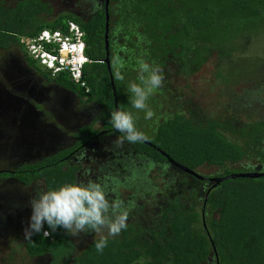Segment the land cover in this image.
<instances>
[{"label":"trees","instance_id":"1","mask_svg":"<svg viewBox=\"0 0 264 264\" xmlns=\"http://www.w3.org/2000/svg\"><path fill=\"white\" fill-rule=\"evenodd\" d=\"M44 1L23 0L14 8L0 2V52L18 47L20 37L37 38L44 30H60L68 36L69 23H75L84 33L90 61L83 70V83L89 92L74 84L68 73L60 74L54 82L78 94L81 106L97 105L101 112L74 135L77 143L66 153L6 174L26 187L40 182L45 188H53L79 181L78 173L84 167L69 166L71 154L89 147L101 135L121 136L108 121L116 106L133 115L138 111L130 104L126 80L133 78L139 59L160 69L174 64L177 75L187 79L211 64L216 78L228 89L264 79V59L256 51L264 37V0H110L109 50L107 0L87 21L63 15L53 22L45 18L52 10ZM114 9L120 11L121 21ZM119 25L123 28L120 35L115 31ZM119 50L135 53L133 58L126 55L132 63L125 66L124 80L114 74L118 56L125 57ZM118 60L124 65L128 62ZM28 64L42 76L50 75L37 62L28 60ZM248 119L244 124L232 116L210 119L189 106L185 113H177L157 126L152 141L146 139L154 147L127 143L157 164L168 163L167 156L196 173L202 168L221 170L213 179H224L249 173L248 169L231 170L230 166L256 160L264 163V120ZM98 122H102V130L94 127ZM205 179H197L211 185L201 211L196 205L186 209L175 201L163 210L162 220L154 224L149 239L148 231L133 223L120 235L108 238L103 254L97 253L95 241L73 253L69 234L63 229L48 237L34 234L21 245L28 257L51 256L55 264H206L211 259L215 264H264V178L228 179L218 186L211 178ZM45 230L50 231L47 225Z\"/></svg>","mask_w":264,"mask_h":264},{"label":"rangeland","instance_id":"2","mask_svg":"<svg viewBox=\"0 0 264 264\" xmlns=\"http://www.w3.org/2000/svg\"><path fill=\"white\" fill-rule=\"evenodd\" d=\"M21 1L23 0H0L13 8ZM47 3L51 5L53 12L45 16L49 22L63 15L79 17L87 21L103 8L105 0H48ZM118 12H120L118 9H114L117 18ZM118 20L121 21V18L119 17ZM115 21L117 22V19ZM122 30L121 25L116 26L115 31H118V35ZM135 31V33L141 32ZM262 41L256 51L261 52L260 58L264 59V37ZM119 51L125 57L118 56V59L128 60L127 54L132 58L135 56L133 51ZM253 53L255 55V52ZM23 59L24 54L17 47L0 52V171L5 168L14 171L26 162L32 164L50 156L66 153L77 142L74 135L81 128L89 126L100 114L99 108L92 106L81 112L76 111L74 108L76 100L72 96L66 100L62 97L59 102L60 94L45 82H40L34 71L29 69L30 66L25 65V62L23 64L19 62ZM128 62H126L128 65L125 64L126 67L132 63L130 60ZM263 68L264 64L261 65L262 71ZM176 69L171 63L168 68L161 69L164 82L148 100L150 108L155 113L153 119L145 120L143 111L134 113L137 128L145 133L147 140L152 141V136L157 133V126L160 123L177 113H185L189 106L200 110L210 119L232 116L243 124L249 121V117L254 120H264V79L242 82L234 89H228L216 78L215 68L211 64L191 79L179 77ZM136 76L135 70L133 78L126 80V84L136 81ZM24 81L25 83L32 81L31 87L36 83L38 91H41L44 97L53 99L51 105L56 106V108H48L49 113L45 115L39 113L36 116L42 122L38 131L48 137L47 139L42 137V142L36 141L32 136L31 131H35L34 128L27 130L17 124L11 106L8 108L3 105L5 102L2 95L4 96L6 91L11 92L13 96H18L16 95L18 93L22 97L23 90L19 85ZM14 82L19 88L17 91ZM28 87L30 89V85H27L26 90ZM55 100L58 104L54 103ZM94 127L102 130L103 124L98 122ZM53 137L56 138L52 139ZM118 137L120 136L101 135L98 140L89 147L83 148L67 162L69 166L84 167L83 171L87 172V175L84 174L83 181L89 178L106 181L110 187L116 189L115 195L133 206L128 225L138 223L148 231L146 237L149 239L152 237L150 230H154V224L162 220L163 210H167L175 201H179L180 206L184 205L186 209L196 205L201 211L206 190H209L211 185L202 184L201 181L170 164L158 165L146 154L135 151L127 142L123 145L116 144ZM34 144L44 146L45 152L39 153L41 157H36V147L34 158H28L33 153ZM26 152L27 157L24 155ZM82 154H86L83 160L80 159ZM8 165L12 167L8 168ZM229 169H248L249 173H264V163L260 160L244 162L230 166ZM221 173V170L214 168H202L197 171L198 175L208 179L216 178ZM0 187L3 188L0 191V198L9 199L12 196L17 198L0 200V264H55L51 256L34 259L28 257L21 245L22 240H26L25 229L32 214L30 201L36 196L39 188H45L44 184L39 182L28 188L8 181L0 182ZM98 239L99 236H95L94 233L69 235L73 253L79 252ZM64 258L65 256L62 260ZM206 264H215V262L211 259Z\"/></svg>","mask_w":264,"mask_h":264},{"label":"clouds","instance_id":"3","mask_svg":"<svg viewBox=\"0 0 264 264\" xmlns=\"http://www.w3.org/2000/svg\"><path fill=\"white\" fill-rule=\"evenodd\" d=\"M43 32L54 33L56 31L44 30ZM31 39L35 38L20 37V43L17 47L24 54L27 63L28 60L37 62L30 56L27 49L26 42ZM84 57L88 62L85 63L83 70L90 64L86 53H84ZM37 64L41 70L50 74L46 77L51 81H55V78L60 75L53 77L52 72L43 67L40 62H37ZM124 69L125 65L117 59L114 74L120 80L125 79L123 74ZM135 70L137 72L136 81L138 82H131L127 87L130 104L133 109L144 112L145 120H152L155 113L150 108L148 100L162 86L164 82L163 72L158 66L150 65L143 60L137 62ZM71 81L81 86L72 77ZM81 88H84L86 93L89 92L87 84L86 87L81 86ZM108 122L116 131L121 133V136L116 140V144L118 145H123L124 142L132 144L143 143L147 139L145 133L137 128L136 119L131 111L119 109L112 111ZM31 133L33 137H36L35 140L38 142H42V137L45 139L48 138L46 135H42L40 131H31ZM36 147L37 149L42 148L43 150L45 148L41 145H37ZM85 155L82 154L80 159L83 160ZM11 173L14 174L13 172ZM6 174L7 172L1 170L0 180H5L7 178ZM85 174L87 175V172ZM18 183V185L26 187L22 183ZM115 193L116 189L110 187L106 181H97L91 178L86 181L64 183L53 188H39L36 196L30 201L32 214L29 225L25 229L26 239L31 240L34 234L39 233H42L43 237H48L57 231V229H63L71 236H79L81 233H94L95 236H99V239L95 240V249L97 253L103 254L104 249L108 246V238H114L120 235L123 230L127 229V222L133 210L132 205L126 203L123 199L115 195ZM15 199L17 198L12 196L9 199L2 198L1 200ZM45 225L48 226L50 231L45 230Z\"/></svg>","mask_w":264,"mask_h":264},{"label":"flooded vegetation","instance_id":"4","mask_svg":"<svg viewBox=\"0 0 264 264\" xmlns=\"http://www.w3.org/2000/svg\"><path fill=\"white\" fill-rule=\"evenodd\" d=\"M47 1L48 0H45L44 1V3H47ZM5 3V2H4ZM49 6H51L49 3H47ZM5 5L7 6V7H10V6H8L9 4L7 3H5ZM13 7V6H12ZM51 8V7H50ZM52 10V9H51ZM53 13V12H52ZM19 62L21 63V64H23V62H25V65H27V66H29L28 65V63H27V61L25 60V58L23 59V60H19ZM29 69H32L33 71H34V74H36V78L37 79H39V81L40 82H45L50 88H52L53 90H55L56 92H57V94H60V100H59V102L61 101V99H62V97H65V100L66 99H68L69 97H74L75 98V100H76V104L74 105V108L76 109V111H79V112H81V111H83V110H86V109H88V108H90L91 106L92 107H97V108H99L97 105H91V106H86V105H80L81 103L79 102V99H80V97H79V95L78 94H75V93H71V92H69V91H67V90H65V89H63V88H61V87H59L57 84H55L54 83V81H51L50 79H48L47 77H44V76H42L41 74H39V73H37L33 68H30L29 67ZM33 74V75H34ZM35 76V75H34ZM21 81H19V83H20ZM31 82L32 81H27L26 83H25V81L24 82H22V84H20L19 86L21 87V90H23V92H22V97L18 94V93H16V95H18V96H13L12 95V93L11 92H8V91H6V92H4V96L2 95V97H3V101L5 102L3 105L5 106V107H8L9 108V106H11L13 109H14V115H15V119H16V121H17V124L20 126V127H23V128H26L27 130H29V129H31V128H34L35 129V131H38L39 130V126L40 125H42V122H41V120H40V118H36V116H38L39 115V113L41 114V113H44V115H45V113H49V112H47V111H49V109L50 108H56V106H53V105H51L52 104V101H54L53 99H50L49 97L48 98H46V97H44L43 96V94H42V92L41 91H38V86H37V84L35 83V84H32V87H31ZM14 85L16 86V84H15V82H14ZM27 85H30V89H29V87H28V89L26 90V87H27ZM11 87V86H10ZM13 89V88H12ZM14 90V89H13ZM17 90H19V88L16 86V91ZM44 92V94H45V91H43ZM20 96V97H19ZM79 98V99H78ZM80 100H82V99H80ZM54 103H56V104H58V102L55 100V102ZM84 103V102H83ZM10 107V108H11ZM49 108V109H48ZM12 110V109H11ZM43 111V112H42ZM99 111L101 112V110L99 109ZM41 115H43V114H41ZM92 123V122H91ZM41 127V126H40ZM56 137H53L52 139H55ZM35 139H36V137H35ZM77 143V142H76ZM76 145V144H75ZM74 145V146H75ZM34 149H33V153L28 157V158H30V157H32V158H34V156H35V154H34V152H35V150H36V144H34ZM73 146V147H74ZM52 147V146H51ZM20 149V148H19ZM48 149V148H47ZM20 151H21V149H20ZM43 152V154H44V152H45V148H44V150L42 149V148H38L37 149V152H36V157H41L40 155H39V153H42ZM80 153V151H78V150H75V152L74 153H72L71 154V156H70V159H73L77 154H79ZM26 154H27V152L24 154L25 155V157H27L26 156ZM37 158H35V160H36ZM44 160V159H43ZM43 160H41V161H43ZM41 161H38V162H35V163H32V164H27V162H26V164H22V166L21 167H24V166H30V165H34V164H36V163H40ZM166 164H170V165H172L171 163H166ZM158 165H160V164H158ZM163 165V164H162ZM173 166V165H172ZM12 166H9L8 165V168H11ZM21 167H19V168H21ZM75 167H79L78 165H76ZM18 168V169H19ZM18 169H16V170H14V171H12V170H9V169H6L5 168V170H3V172H7V173H10V174H12L11 172H13V173H16V171L18 170ZM79 175H78V179H79V181H83L84 179V171L82 170V171H80L79 173H78ZM204 180H206V179H204ZM8 181H11V182H14V183H16V184H19L14 178H6L5 180H0V182L2 183V182H8ZM206 184H209V183H206ZM3 189V188H2ZM1 189V187H0V191L2 190ZM2 198H0V200H1Z\"/></svg>","mask_w":264,"mask_h":264},{"label":"built area","instance_id":"5","mask_svg":"<svg viewBox=\"0 0 264 264\" xmlns=\"http://www.w3.org/2000/svg\"><path fill=\"white\" fill-rule=\"evenodd\" d=\"M84 34L74 23L69 24V35L61 31L43 32L39 37L26 42L30 56L52 72L56 77L69 73L72 79L86 87L82 82L83 67L88 60L84 57Z\"/></svg>","mask_w":264,"mask_h":264},{"label":"water","instance_id":"6","mask_svg":"<svg viewBox=\"0 0 264 264\" xmlns=\"http://www.w3.org/2000/svg\"><path fill=\"white\" fill-rule=\"evenodd\" d=\"M109 4H110V0H107L106 1V12H107V29H106V48L107 50H109V41H108V38H109V21H110V18H109V14H108V10H109ZM106 64L108 65V68L110 69L111 68V63H110V54L108 53V56H107V60H106ZM111 80H112V84L114 83V80H113V76H111ZM117 102V101H116ZM116 110H118V107L116 106ZM145 144H147L148 146L150 147H154L151 143L147 142L146 140L143 142ZM166 156V155H164ZM166 158L168 159V162L171 163L175 168H177L178 170L188 174L189 176L191 177H194V178H197L199 180H204L205 178L201 177L200 175H198L196 172L194 171H191L181 165H179L178 163H176L175 161H173L171 158L167 157ZM236 178H249V179H260V178H264V174H260V173H248V174H234L232 176H229L227 178H224V179H212L211 182L212 183H216V185H220L221 183H223L224 181L228 180V179H236ZM213 248H214V252H217L216 251V248L214 247L213 245Z\"/></svg>","mask_w":264,"mask_h":264}]
</instances>
